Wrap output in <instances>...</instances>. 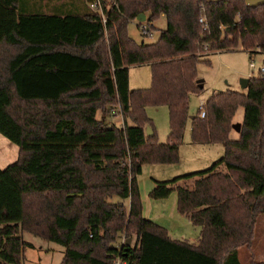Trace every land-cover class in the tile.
I'll return each instance as SVG.
<instances>
[{"label": "trees", "instance_id": "obj_1", "mask_svg": "<svg viewBox=\"0 0 264 264\" xmlns=\"http://www.w3.org/2000/svg\"><path fill=\"white\" fill-rule=\"evenodd\" d=\"M73 1L0 0V135L17 147L0 168V264L22 260L21 231L62 246L58 264H264L238 254L264 214V70L248 77L246 92H213L205 115L199 108L191 118V141L222 143L223 155L149 191L153 199L176 191L177 211L200 228L195 243L170 238L142 215L137 184L143 164L178 161L189 99L203 88L196 81L197 62L208 60L202 56L237 48L264 55V3L109 0L102 22L89 0L82 10ZM140 12L149 31L166 18L154 41L126 32ZM144 62L150 85L130 88L128 65ZM149 104L168 108L165 142L156 140ZM112 111L121 126L105 121ZM189 179L190 187L178 184Z\"/></svg>", "mask_w": 264, "mask_h": 264}, {"label": "rangeland", "instance_id": "obj_2", "mask_svg": "<svg viewBox=\"0 0 264 264\" xmlns=\"http://www.w3.org/2000/svg\"><path fill=\"white\" fill-rule=\"evenodd\" d=\"M145 13V12H144ZM147 17V16H146ZM155 29L151 34H143L138 27L136 17L129 19L126 23V32L136 41H154L162 28L166 26L165 16H159L154 20ZM203 51H207L204 50ZM202 57L207 61H198L196 64L197 78L202 79V90L200 94H193L189 99V113L195 115L202 102L213 93L227 88L246 92V87L241 85L242 77L256 76L263 66L264 55L261 51L248 52L244 49H210ZM151 83V67L149 63L128 65V85L130 88L147 87ZM145 113L150 118L156 140L165 142L169 134V113L166 105H152L145 107ZM102 113L97 112L96 117ZM243 119V108L239 107L232 120L233 123H240ZM105 121L116 125L122 123L118 115L111 116L105 113ZM126 123L131 122L126 119ZM146 129V127H145ZM238 131L233 128L230 131V138H237ZM14 147L13 153L10 149ZM14 151H17L15 144L9 142L0 135V153L9 157L5 165L12 162ZM5 153V154H4ZM224 153L222 143H194L191 141L190 120L186 121L183 139L178 148V161L169 164L146 163L142 165L141 173L137 176V184L141 201L142 215L167 229L168 234L173 238L194 241L199 235L200 228L190 222L185 216L177 211V194L172 190L163 199H153L149 196V191L155 185V181L169 180L173 177L198 171L207 168L210 164L220 158ZM12 154V155H10ZM3 164V163H0ZM3 165V166H5ZM180 186L190 187L192 179L179 181ZM111 201H116L117 197L112 196ZM127 201H125V204ZM21 238L28 244L24 248L23 258L19 264H58L63 247L57 243L34 236L28 232L21 231ZM123 238H118L121 241ZM130 240H134V234L130 235ZM241 262H247L249 254L254 258L264 259V214H260L255 223L254 234L250 246H241L238 250ZM249 262V261H248Z\"/></svg>", "mask_w": 264, "mask_h": 264}, {"label": "built area", "instance_id": "obj_3", "mask_svg": "<svg viewBox=\"0 0 264 264\" xmlns=\"http://www.w3.org/2000/svg\"><path fill=\"white\" fill-rule=\"evenodd\" d=\"M108 2H109V0H89L87 2V5H88L89 8H91L93 10H96L99 13V15H100L101 21L104 22L105 15H104V11H103V6L107 5ZM199 21L201 22L203 28H205L207 26V18H206V14H205V10H204V5L203 4H201V14L199 16ZM138 27L141 28L143 34H151V32H152V30L149 31V29H148L149 28V22L146 19V16H145V19L138 20ZM203 47L206 49L207 48V44H204ZM260 70L261 71L264 70V66H262L260 68ZM202 104L199 107L200 108V116L201 117H203L205 115L204 109L202 108ZM112 115L113 116H116V115L120 116L119 114H115L114 111H112ZM121 124H119V126H121ZM114 264H120V263H119L118 260H116Z\"/></svg>", "mask_w": 264, "mask_h": 264}, {"label": "crops", "instance_id": "obj_4", "mask_svg": "<svg viewBox=\"0 0 264 264\" xmlns=\"http://www.w3.org/2000/svg\"><path fill=\"white\" fill-rule=\"evenodd\" d=\"M70 2H68V5H70L69 4ZM73 4H72V6L74 5H76L75 6V8H79L80 10H82V9H84V7H85V5H86V3L83 1V0H74L73 2H72ZM88 6V5H87ZM145 16H147V13H145ZM162 16V15H161ZM164 16V15H163ZM154 22V21H153ZM152 22V23H153ZM153 25H154V23H153ZM155 26V25H154ZM144 63H148V62H144ZM129 86V85H128ZM203 103V102H202ZM191 116H193V115H190V113H189V118L187 119L188 121L190 120V125H191ZM120 117V116H119ZM152 130V129H151ZM13 150H14V147L13 148H11L10 149V153H13ZM5 154V153H4ZM10 155H12V154H10ZM16 156H17V151L15 152L14 151V158H16ZM7 161H9V157L8 156H4L3 154H1L0 153V163H3V164H0V168H3L4 166L3 165H5L4 163H6ZM127 204V203H126ZM182 215V214H181ZM188 218V217H187ZM189 219V218H188ZM191 222V221H190ZM167 230V229H166ZM169 235V234H168ZM169 237L170 238H172V239H178V238H173V237H171L170 235H169ZM198 237H199V235H197L196 236V238H194L195 240L194 241H192L191 243H195L197 240H198ZM130 239V238H129ZM179 240H183V239H179ZM131 241V240H130ZM187 241V240H186ZM189 242V241H188ZM251 260H256V261H264V259H262V258H254L253 257V254H249V259H248V261H251ZM248 261L247 262H243V263H248Z\"/></svg>", "mask_w": 264, "mask_h": 264}, {"label": "water", "instance_id": "obj_5", "mask_svg": "<svg viewBox=\"0 0 264 264\" xmlns=\"http://www.w3.org/2000/svg\"><path fill=\"white\" fill-rule=\"evenodd\" d=\"M207 1H219V0H207ZM245 4L248 5V6H257L259 4H263L264 3V0H244ZM136 18L138 20H143L145 19V13L144 12H140L137 14ZM196 81L199 83L200 86H202V79L201 78H197ZM241 81V85L243 87H246L247 86V83H248V77H242L240 79ZM193 116H191L192 118ZM234 128L238 131L239 130V123H236L234 125ZM145 133L147 135H150L152 134V130H151V127L150 126H146V129H145ZM125 243H129V238H126L125 239Z\"/></svg>", "mask_w": 264, "mask_h": 264}]
</instances>
